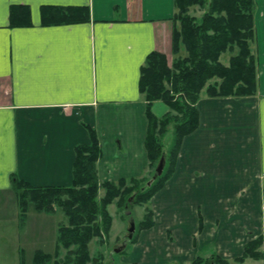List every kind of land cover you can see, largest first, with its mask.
Wrapping results in <instances>:
<instances>
[{
	"label": "crops",
	"instance_id": "1",
	"mask_svg": "<svg viewBox=\"0 0 264 264\" xmlns=\"http://www.w3.org/2000/svg\"><path fill=\"white\" fill-rule=\"evenodd\" d=\"M256 3L257 92H201L198 126L150 200L154 225L139 234L126 264H188L212 252L232 264L247 241L264 236V0ZM13 5L29 7L30 26H9ZM46 5L86 6L90 20L44 27ZM175 13L174 0H0V196L15 195L13 176L39 188L71 186L74 149L90 142L84 125L100 145L99 183L146 175L139 70L151 52L172 58ZM152 112L168 108L157 101ZM7 220L0 215V225ZM24 224L15 238L0 236L8 244L0 245V264H20L21 256L32 263L36 250L53 253L57 227L51 247L44 232L31 239Z\"/></svg>",
	"mask_w": 264,
	"mask_h": 264
},
{
	"label": "trees",
	"instance_id": "2",
	"mask_svg": "<svg viewBox=\"0 0 264 264\" xmlns=\"http://www.w3.org/2000/svg\"><path fill=\"white\" fill-rule=\"evenodd\" d=\"M193 7L203 11L199 18L190 14ZM174 8L176 13L171 19L174 24L171 34L173 59L169 62L163 53L151 52L139 70V93L145 101V118L148 120L144 147L147 167L151 170L149 178L99 183L96 164L101 149L97 134L88 125L84 127L90 142L77 144L74 149L71 186L39 188L13 176L21 222L25 221L30 207L40 214L60 210L66 219L57 226L53 253L36 250L31 264H103L105 254L100 250L90 253V245L95 240L99 247L106 243L104 239L113 221L107 207L114 202L119 209L125 210L130 205L150 204L152 197L171 179L183 138L198 126L196 104L201 92L212 98L256 94V56L250 49V42L255 37L254 0H174ZM40 16L44 27L82 24L90 20L86 6L46 5L41 7ZM8 18L10 27L31 25L30 9L26 5L11 6ZM182 50L184 56H180ZM227 53L230 57L224 65L220 59ZM157 101L168 108L166 114L158 117L152 112V104ZM170 129L173 137L166 149L163 141ZM162 156H165V167L161 176L146 186ZM130 197L133 200L129 201ZM144 215L128 241L131 245L137 243L142 231L150 230L154 225L152 209L146 208ZM199 225L202 229L201 223ZM263 239L264 236L259 235L247 241L242 253L232 262L264 260ZM20 264H26L23 256ZM188 264H231V261L212 252L200 255Z\"/></svg>",
	"mask_w": 264,
	"mask_h": 264
},
{
	"label": "rangeland",
	"instance_id": "3",
	"mask_svg": "<svg viewBox=\"0 0 264 264\" xmlns=\"http://www.w3.org/2000/svg\"><path fill=\"white\" fill-rule=\"evenodd\" d=\"M254 2H255L254 14H255L256 8H258L257 7L258 4L256 3V0H254ZM190 10H191L190 14L195 16L196 18H199L203 12L202 10H199L196 7H193ZM254 40H255V37H254ZM254 40L250 42L251 43L250 49H251L252 55L255 54ZM184 55H185V51L182 50L180 52V56H184ZM229 57L230 56L227 53V54L222 55L220 60L224 65H227ZM172 59L173 57L172 58L171 56L168 57L169 62H171ZM172 137H173V132L170 129L169 133L166 135L163 141L166 149L169 148V146L171 145ZM150 171L151 170L149 169L146 175L143 177L149 178L150 176L149 174L151 173ZM101 196L102 194L100 193V197ZM130 199L133 200V197H130L128 200ZM146 208L150 209L151 205L150 204L142 205V206L141 205H138V206L130 205V207L126 210L123 208L119 209L117 205L115 204V202L109 205L107 207V212L110 216H112L113 221L110 227L111 229L108 235L106 236V239H104L106 243L104 244V246L99 247L96 240L92 241V244L90 245V253L95 254L97 250H100L102 253H104L105 256H104L103 264H126L128 257L131 255L129 250L134 244L131 245V243L128 242L126 249L122 253L115 254V252L113 251L116 247L120 246L122 243L126 241L125 239L127 235V222L129 218L134 219L135 227H137V224L139 223V221H141L145 216L144 214H145ZM17 212H19V208H17V198L15 197L14 193L10 195L6 194L5 196H0V215L6 216V218L8 217V219H10V220H7L8 221L7 223L0 225V236L9 235V237L15 238V236L19 233L21 226H23V223L25 224L27 223L30 227L29 231L33 232L31 239H33L34 236H36L39 233V230H41L42 232L45 233V240H49L51 243L49 246L52 247L53 246L52 242L54 239V233H53L54 227H57L58 225L66 222V219L63 217L60 210H57L52 214H47V213L40 214V213L35 212L34 209L31 207L29 209V212L26 215L27 217L25 220L26 222L25 221L21 222L19 219H18L19 220L18 222L11 221V216L13 217ZM26 238L29 243L30 240L28 239L27 236ZM0 245L8 246V244H5L3 241H1V239H0ZM262 246H263L262 251L264 253V239H263ZM26 249L27 251L31 250L29 245L26 246ZM51 250H52L51 252H53V249ZM124 258H125V263H123ZM26 263L31 264L30 259H27ZM245 264H263V261L258 262L252 259H248L245 262Z\"/></svg>",
	"mask_w": 264,
	"mask_h": 264
},
{
	"label": "water",
	"instance_id": "4",
	"mask_svg": "<svg viewBox=\"0 0 264 264\" xmlns=\"http://www.w3.org/2000/svg\"><path fill=\"white\" fill-rule=\"evenodd\" d=\"M164 165H165V156H162L156 165L154 174L150 178L151 180H149V182L146 184V186H149L151 184V182L155 180V178L161 176L163 169L165 167ZM131 200L132 199H130L129 201H131ZM135 231H136V227H135L134 219L129 218V220L127 222V235H126V239H125L126 241L114 249L113 252H115V254L121 253L123 250H125V248L127 247L128 241L132 238Z\"/></svg>",
	"mask_w": 264,
	"mask_h": 264
}]
</instances>
